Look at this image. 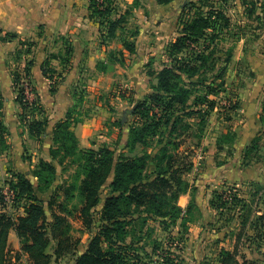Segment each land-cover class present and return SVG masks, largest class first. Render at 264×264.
I'll return each mask as SVG.
<instances>
[{"label":"rangeland","instance_id":"1","mask_svg":"<svg viewBox=\"0 0 264 264\" xmlns=\"http://www.w3.org/2000/svg\"><path fill=\"white\" fill-rule=\"evenodd\" d=\"M189 1L112 0L119 13H128L116 36L107 38L103 34L106 27L101 30L100 19L92 16L91 0H40L44 14L33 32H0L4 112V93L17 99L18 86L25 87L27 97L44 106L43 111L29 110L26 119L47 116L48 127H54L72 109V120H81L73 126L79 148L118 150L129 137L128 124L140 125L145 119L142 114H132L131 109L155 91L158 73L172 64L170 46L181 33L180 19ZM113 7L112 15L118 17ZM225 7L231 21L221 46L233 47V57L223 77L218 78L219 83L223 79L225 83L209 96L215 100V108L204 121L199 113H189L197 108L194 94L188 105L170 111V121L163 116L154 134L146 137V144L136 139L133 147L117 151L127 157L148 153L146 174L150 176L159 149L168 145L186 182V190L177 200L166 199L164 209L170 214L150 212L152 203L133 206L135 212L121 242L127 264H223L224 250L235 256L236 264H264V0H229ZM124 40L135 42L134 53L124 47ZM68 46L73 48L70 54ZM32 60L31 82L26 67ZM222 65V60L216 61L207 76L218 73ZM17 73L21 79L18 85ZM197 93L203 95L204 91ZM156 111L159 117L161 109ZM21 113L19 108L18 127L13 126L18 133L11 135L16 146L10 140V148L4 155L0 153V214L22 213V202L15 201L9 182L14 173H24L44 201L48 221H52L53 212L67 219L64 237L70 244L57 257V240L52 238L47 247L52 255L50 264H74L104 223L101 208L111 188L105 184L103 199L93 209L89 223L80 211L83 203L78 189L84 155L60 152L53 158V127L51 146L45 149L46 134L42 142L33 137ZM178 113L182 118L173 129ZM6 123L13 124L11 119ZM23 133H27L25 137ZM41 159L56 166L54 181L44 191L34 175ZM174 203H178L177 209L171 208ZM7 243L9 264H35L14 229L9 231Z\"/></svg>","mask_w":264,"mask_h":264},{"label":"trees","instance_id":"2","mask_svg":"<svg viewBox=\"0 0 264 264\" xmlns=\"http://www.w3.org/2000/svg\"><path fill=\"white\" fill-rule=\"evenodd\" d=\"M156 1L159 4H168L173 0ZM219 2L220 6L217 5L216 0H191L184 6L180 19L181 33L170 46L172 64L165 66L158 73L159 81L155 91L147 95L135 109H131L132 114H142L145 119L140 125L128 124L129 137L124 145L118 146V150L133 147L136 139L146 144V137L154 134L160 121L166 116V121H170V111L178 105H188L194 94V105L197 108L191 109L189 113H199L204 121L205 116L215 108V100L210 99L209 96L212 92H217L219 86L225 83L224 79L219 83L218 78L223 77L233 57V47L224 49L221 46L230 27L231 20L225 10L229 0H219ZM112 4V0H91L92 16H98L100 19L101 30L106 27L107 33L103 34H107V38L116 36L128 13V11L119 13ZM112 7L118 17H113ZM8 35L16 37L17 33H8ZM123 45L130 53L135 52L134 41L124 40ZM68 48L69 54L72 53L73 48L71 46ZM218 60L223 62L219 72L208 77V70L213 68ZM33 64V60L29 61L26 67L31 82ZM43 73L45 76L48 74L44 69ZM195 77L197 80H194ZM20 81L19 74H15V83L18 85ZM18 88L17 101L22 109L21 120L28 122L30 134L42 142L47 132L49 118L47 116L38 118L35 115L33 119L26 118L30 111L34 112L37 108L43 111L44 106L40 100H30L25 94V87L18 86ZM33 89L39 95L37 87ZM201 90L204 91L203 95L196 94ZM51 91H55L54 86ZM3 108V102L0 101V153L10 148V132L4 120ZM156 108L161 109L159 117ZM72 111L69 109L66 117L53 127L55 145L51 147V156L56 158L60 152L67 156H74L77 153L84 155L86 163L83 166V178L78 189L83 203L80 211L89 223L93 209L103 199L105 184L111 188V192L104 197L101 208V219L104 223L99 232L90 238L86 249L78 255L74 264H127L121 242L127 233L126 226L135 212L133 206L140 207L152 203L150 212L162 216L170 214L171 212L164 209L166 199L177 200L180 194L185 192L186 182L178 173L179 168L175 167L168 145L159 149L156 169L150 176L146 174L150 157L148 153L127 157L109 147L87 150L79 148L73 126L81 120L73 121ZM179 118H182L180 113L173 120L175 126L173 129H176ZM262 118L264 121V114ZM124 121L125 119L120 122ZM120 125L123 126L124 123ZM55 173L54 163L45 159L40 160V168L35 170L34 175L39 181L38 187L41 191L49 189ZM9 189L15 201L21 200L22 213L8 217L4 213L0 214V264H9L6 249L11 229L20 236L23 249L29 253L35 264H50L52 255L47 253V247L52 238L57 240L54 251L57 257L61 256L70 244L69 239L64 237L67 233L65 215L53 212L52 221H48L44 201L38 196L33 182L24 173H14L9 182ZM178 206V203H174L171 208L177 209ZM221 256L223 264H236L235 256L229 251L224 250Z\"/></svg>","mask_w":264,"mask_h":264},{"label":"crops","instance_id":"3","mask_svg":"<svg viewBox=\"0 0 264 264\" xmlns=\"http://www.w3.org/2000/svg\"><path fill=\"white\" fill-rule=\"evenodd\" d=\"M56 2V0H55ZM56 10V9H55ZM41 2L40 0H0V32L3 31H15L21 34L31 33L33 32L38 23L42 19ZM6 96V104H5V123L9 119L13 122L10 124L6 123L9 128V142L12 141L11 135H16L18 130V113L20 105L17 102V99L12 100L11 93H4ZM13 106V107H10ZM4 111V108H3ZM16 127H13V126ZM52 127H47L46 132V148H50L51 146V132ZM78 127V126H77ZM84 127L82 128V130ZM20 132V131H19ZM27 133H23V137L26 136ZM13 142V141H12ZM10 144H12L10 142ZM44 144V142H43ZM12 146H16V143L13 142ZM43 146V145H42ZM1 155H4L3 153Z\"/></svg>","mask_w":264,"mask_h":264}]
</instances>
